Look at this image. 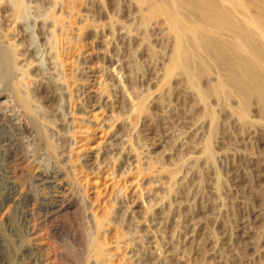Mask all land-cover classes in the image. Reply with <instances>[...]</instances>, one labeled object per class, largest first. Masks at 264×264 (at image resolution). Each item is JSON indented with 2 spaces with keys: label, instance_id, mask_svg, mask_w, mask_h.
I'll use <instances>...</instances> for the list:
<instances>
[{
  "label": "rangeland",
  "instance_id": "rangeland-1",
  "mask_svg": "<svg viewBox=\"0 0 264 264\" xmlns=\"http://www.w3.org/2000/svg\"><path fill=\"white\" fill-rule=\"evenodd\" d=\"M0 264H264V0H0Z\"/></svg>",
  "mask_w": 264,
  "mask_h": 264
},
{
  "label": "bare ground",
  "instance_id": "bare-ground-1",
  "mask_svg": "<svg viewBox=\"0 0 264 264\" xmlns=\"http://www.w3.org/2000/svg\"><path fill=\"white\" fill-rule=\"evenodd\" d=\"M5 1H6V0H5ZM14 2H15V1H14ZM20 6L22 7V3L20 4V2H18V4H17L18 10H20V9H19V8H21ZM14 11H15V10H14ZM15 13H16V12H15ZM9 55H10V54H9ZM15 90H16V89H15ZM14 93L16 94V98H17V100H18V101L20 102V104L23 106V108L25 109V111L27 112V114H28L29 111L31 112L29 101H28L25 97H23L22 95H20V93H19L18 91H16V92L14 91ZM26 112H25V113H26ZM27 114H26V115H27ZM26 115H25V116H26ZM27 117H28V116H27ZM3 118H4V116H3ZM22 118H23V117H22ZM29 118L31 119V117H29ZM24 119L27 120L28 118L25 117ZM1 120L4 122V119H1ZM26 120H24V121L26 122V123H24V121H22V119H21V121L23 122V125H22L21 122H20L21 127L23 126V128L25 129V131H26V130H27V131H30L32 128L37 127L38 124H36L34 121H32L33 119H31V120H29V121H28V120L26 121ZM30 121H31V122H30ZM32 122H33V124L31 125ZM4 123H5V122H4ZM34 124H36V126H35V127H32V126H34ZM23 128H19V129H23ZM36 129H37V128H36ZM36 129L34 130V132L37 131ZM20 131H21V130H20ZM25 131H24V132H25ZM21 132H22V131H21ZM31 132H32V131H31ZM22 133H23V132H22ZM27 133H29V132H27ZM33 135H34V134H33ZM39 135H40V134H39ZM30 136H31V135H30ZM11 142H13V141H11ZM7 150H8V149H7ZM10 151H11V150H10ZM8 152H9V151H8ZM8 152H7V153H8ZM9 153H10V152H9ZM9 153H8V154H9ZM9 155H10V154H9ZM8 157H9V156H8ZM45 176H46V175H45ZM49 177H50V176H49ZM46 178H48V177H46ZM46 178H45V179H46ZM42 179H44V178H42ZM42 179H41V180H42ZM45 179H44V180H45ZM48 179H49V178H48ZM48 179H47V180H48ZM41 180H40V181H41ZM44 180H43V181H44ZM47 180H46V181H47ZM41 182H42V181H41ZM44 183H45V182H44ZM44 183H43V184H44ZM46 186H47V185H46ZM67 200H68V199H67ZM59 202H60V201H59ZM62 203H63V201H62ZM60 204H61V203H60ZM56 207H57V206H56ZM74 207H75V206H74ZM50 208H51V207H50ZM55 209H56V208H54V211H55ZM57 209L60 210L61 207L59 206ZM50 211H51V210H50ZM99 225H100V222H99ZM80 241H81V240H80ZM99 244H100V243H99ZM96 245H97V243H96ZM96 245H95V246H96ZM96 247H97V246H96Z\"/></svg>",
  "mask_w": 264,
  "mask_h": 264
}]
</instances>
